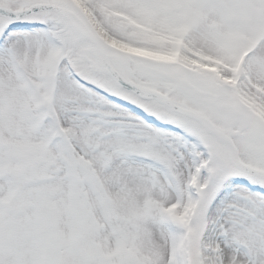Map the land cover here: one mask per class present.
Listing matches in <instances>:
<instances>
[{
	"label": "snow or ice",
	"instance_id": "obj_1",
	"mask_svg": "<svg viewBox=\"0 0 264 264\" xmlns=\"http://www.w3.org/2000/svg\"><path fill=\"white\" fill-rule=\"evenodd\" d=\"M0 264H264V0H0Z\"/></svg>",
	"mask_w": 264,
	"mask_h": 264
}]
</instances>
